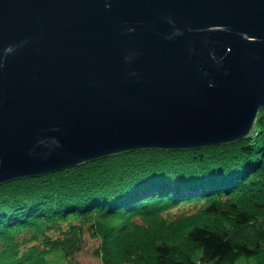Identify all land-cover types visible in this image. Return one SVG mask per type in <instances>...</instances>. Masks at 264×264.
<instances>
[{"label": "water", "instance_id": "obj_1", "mask_svg": "<svg viewBox=\"0 0 264 264\" xmlns=\"http://www.w3.org/2000/svg\"><path fill=\"white\" fill-rule=\"evenodd\" d=\"M264 0H0V183L248 134Z\"/></svg>", "mask_w": 264, "mask_h": 264}, {"label": "trees", "instance_id": "obj_2", "mask_svg": "<svg viewBox=\"0 0 264 264\" xmlns=\"http://www.w3.org/2000/svg\"><path fill=\"white\" fill-rule=\"evenodd\" d=\"M150 228L147 251L137 234ZM162 230L188 247L155 238ZM86 232L102 264H235L263 251L264 103L233 141L124 150L0 183V264H81Z\"/></svg>", "mask_w": 264, "mask_h": 264}, {"label": "rangeland", "instance_id": "obj_3", "mask_svg": "<svg viewBox=\"0 0 264 264\" xmlns=\"http://www.w3.org/2000/svg\"><path fill=\"white\" fill-rule=\"evenodd\" d=\"M193 208L196 207H194V205H185L182 211H189ZM221 222L228 225L230 223L227 219L221 220ZM153 232L154 230L150 228V230H143L137 234L138 242L144 250L148 251L151 249L150 244L154 236ZM85 238L86 242L84 248L78 255L81 264H102L101 258L94 252V247L98 245L99 240L96 236H92L89 232L85 233ZM155 238H168L171 242H175L178 246L183 248L188 247V243L183 234H173L169 233L167 230H162L157 236H155ZM197 255H199V251L197 252ZM198 264H214V261L204 260L200 261ZM235 264H264V250L250 257L241 256L236 260Z\"/></svg>", "mask_w": 264, "mask_h": 264}, {"label": "bare ground", "instance_id": "obj_4", "mask_svg": "<svg viewBox=\"0 0 264 264\" xmlns=\"http://www.w3.org/2000/svg\"><path fill=\"white\" fill-rule=\"evenodd\" d=\"M144 149H146V148H144Z\"/></svg>", "mask_w": 264, "mask_h": 264}]
</instances>
